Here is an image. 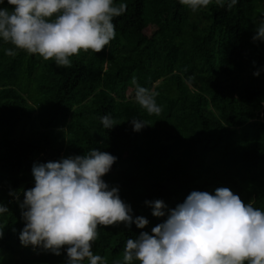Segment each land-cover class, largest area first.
Masks as SVG:
<instances>
[{
    "label": "trees",
    "instance_id": "obj_1",
    "mask_svg": "<svg viewBox=\"0 0 264 264\" xmlns=\"http://www.w3.org/2000/svg\"><path fill=\"white\" fill-rule=\"evenodd\" d=\"M115 3L127 5L113 20L115 39L99 53L71 57V67L0 38V203L9 209L0 214V264H67L66 248L56 255L22 245L20 203L35 186L34 164L94 148L117 157L103 179L119 187L134 219L149 221L143 229L98 226L92 250L106 264H124L126 241L167 219L146 201L175 208L192 191L228 187L264 211V40L252 39L264 0L196 12L179 0ZM4 7L11 6L0 0ZM136 84L157 93L159 116L128 97ZM105 115L113 128L103 127ZM132 119L149 125L134 131Z\"/></svg>",
    "mask_w": 264,
    "mask_h": 264
},
{
    "label": "clouds",
    "instance_id": "obj_2",
    "mask_svg": "<svg viewBox=\"0 0 264 264\" xmlns=\"http://www.w3.org/2000/svg\"><path fill=\"white\" fill-rule=\"evenodd\" d=\"M192 12L215 4L231 10L238 0H179ZM0 8V38L15 49L38 54L58 67H71L73 56L89 50L99 53L116 37L114 18L127 11L115 0H7ZM253 41L264 40V20L255 29ZM8 56L17 52L5 49ZM259 76L260 72H254ZM133 83H136L133 81ZM157 93L136 84L135 100L148 115L159 116ZM103 127L116 122L108 115ZM134 131L149 123L132 119ZM117 157L94 148L85 155L36 163L35 186L24 192L20 203L25 227L20 233L24 246L42 248L56 255L66 248L67 264H106L93 253L98 226L118 223L145 228L149 221L133 217L132 208L103 179ZM16 199L18 194L10 193ZM156 217L167 219L128 239L124 264H264V211L245 203L228 187L192 191L183 203L168 208L163 200L146 201ZM167 210V211H165ZM0 203V214L8 212ZM3 231H0V238Z\"/></svg>",
    "mask_w": 264,
    "mask_h": 264
},
{
    "label": "rangeland",
    "instance_id": "obj_3",
    "mask_svg": "<svg viewBox=\"0 0 264 264\" xmlns=\"http://www.w3.org/2000/svg\"><path fill=\"white\" fill-rule=\"evenodd\" d=\"M160 82H161V80H158V81L155 83V85H157V84L160 83ZM127 95H128V97H130V98H135V92H134V90H133V89L128 90ZM29 130H30V127H28V128L26 129V132H28Z\"/></svg>",
    "mask_w": 264,
    "mask_h": 264
}]
</instances>
